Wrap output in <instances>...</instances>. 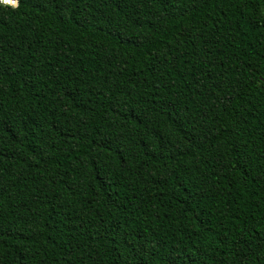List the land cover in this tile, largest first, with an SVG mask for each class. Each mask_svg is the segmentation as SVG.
<instances>
[{"label":"trees","instance_id":"obj_1","mask_svg":"<svg viewBox=\"0 0 264 264\" xmlns=\"http://www.w3.org/2000/svg\"><path fill=\"white\" fill-rule=\"evenodd\" d=\"M0 0V264H264V0Z\"/></svg>","mask_w":264,"mask_h":264},{"label":"water","instance_id":"obj_2","mask_svg":"<svg viewBox=\"0 0 264 264\" xmlns=\"http://www.w3.org/2000/svg\"><path fill=\"white\" fill-rule=\"evenodd\" d=\"M3 3H8V4H12L13 6H17V0H13V2H3Z\"/></svg>","mask_w":264,"mask_h":264},{"label":"snow or ice","instance_id":"obj_3","mask_svg":"<svg viewBox=\"0 0 264 264\" xmlns=\"http://www.w3.org/2000/svg\"><path fill=\"white\" fill-rule=\"evenodd\" d=\"M5 2H13V0H5Z\"/></svg>","mask_w":264,"mask_h":264}]
</instances>
